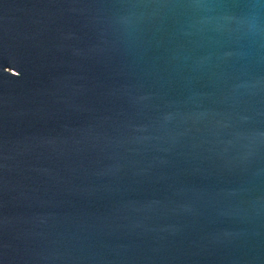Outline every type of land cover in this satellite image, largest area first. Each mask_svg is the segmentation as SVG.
I'll use <instances>...</instances> for the list:
<instances>
[{
  "label": "water",
  "instance_id": "95a60500",
  "mask_svg": "<svg viewBox=\"0 0 264 264\" xmlns=\"http://www.w3.org/2000/svg\"><path fill=\"white\" fill-rule=\"evenodd\" d=\"M0 264H264V0H0Z\"/></svg>",
  "mask_w": 264,
  "mask_h": 264
}]
</instances>
